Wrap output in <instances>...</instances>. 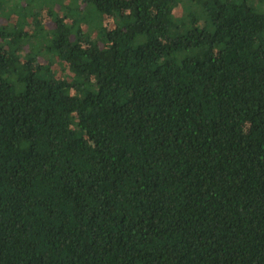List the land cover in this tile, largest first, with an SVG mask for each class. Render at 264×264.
Returning <instances> with one entry per match:
<instances>
[{"label":"trees","instance_id":"trees-1","mask_svg":"<svg viewBox=\"0 0 264 264\" xmlns=\"http://www.w3.org/2000/svg\"><path fill=\"white\" fill-rule=\"evenodd\" d=\"M0 264H264V0H0Z\"/></svg>","mask_w":264,"mask_h":264},{"label":"rangeland","instance_id":"rangeland-1","mask_svg":"<svg viewBox=\"0 0 264 264\" xmlns=\"http://www.w3.org/2000/svg\"><path fill=\"white\" fill-rule=\"evenodd\" d=\"M27 4H29V3H26L25 5H27ZM25 5H22V6H25ZM15 7H17V6H15ZM15 7L13 6V7H8V8L9 9H16ZM50 11H53V9L49 5L48 9L41 10L40 15L38 16V17H41V19H40L41 24H42V27L45 29V31L52 30V27H53L52 21L50 19ZM14 21H15V19H14ZM105 24L107 25V27H111V28L115 27L114 22H112L108 18H106ZM26 30H27V28H26ZM25 51H27L26 48H25ZM46 58H47L46 56L42 55V56H39L36 61H38V64H40L42 67H44V66L48 65V63L46 62L47 61ZM53 59L55 60V58H53ZM52 68L54 71H56L55 75L57 77H61L62 75L66 74L68 72V70L65 67H62V66L59 67L58 64L52 65Z\"/></svg>","mask_w":264,"mask_h":264}]
</instances>
